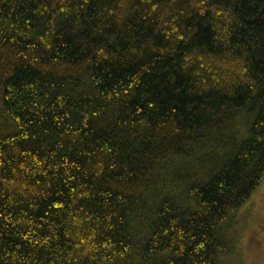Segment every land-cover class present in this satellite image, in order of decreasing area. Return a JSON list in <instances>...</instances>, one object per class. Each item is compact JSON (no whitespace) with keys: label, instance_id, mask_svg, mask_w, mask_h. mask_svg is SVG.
<instances>
[{"label":"trees","instance_id":"obj_1","mask_svg":"<svg viewBox=\"0 0 264 264\" xmlns=\"http://www.w3.org/2000/svg\"><path fill=\"white\" fill-rule=\"evenodd\" d=\"M263 177L264 0H0V264H235Z\"/></svg>","mask_w":264,"mask_h":264},{"label":"rangeland","instance_id":"obj_2","mask_svg":"<svg viewBox=\"0 0 264 264\" xmlns=\"http://www.w3.org/2000/svg\"><path fill=\"white\" fill-rule=\"evenodd\" d=\"M235 223L233 254L237 257L230 258L235 264H264V177L238 208Z\"/></svg>","mask_w":264,"mask_h":264}]
</instances>
